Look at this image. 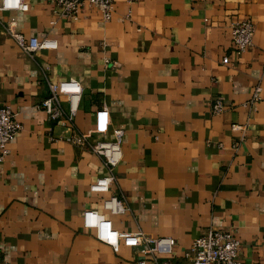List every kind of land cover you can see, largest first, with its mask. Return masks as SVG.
Wrapping results in <instances>:
<instances>
[{
    "label": "crops",
    "instance_id": "obj_1",
    "mask_svg": "<svg viewBox=\"0 0 264 264\" xmlns=\"http://www.w3.org/2000/svg\"><path fill=\"white\" fill-rule=\"evenodd\" d=\"M25 1V12H0V106L21 126L0 162V264H190L183 252L208 229L234 233L242 264H264V0H113L108 22L86 5L53 25L49 2ZM243 19L253 36L237 57L229 25ZM9 24L55 50L27 57ZM67 79L82 89L73 131L89 144L123 132L106 194L88 190L107 175L101 161L40 108L46 82ZM110 195L122 213L102 209ZM82 211L119 233L170 238V253L113 252Z\"/></svg>",
    "mask_w": 264,
    "mask_h": 264
},
{
    "label": "built area",
    "instance_id": "obj_2",
    "mask_svg": "<svg viewBox=\"0 0 264 264\" xmlns=\"http://www.w3.org/2000/svg\"><path fill=\"white\" fill-rule=\"evenodd\" d=\"M52 6L51 15L54 24L56 19L74 21L83 6L97 8L103 22H108L111 18L113 0H45ZM27 11L25 0H0V12ZM56 18V19H55ZM6 34L12 39L15 46L21 53L31 58L32 55L41 50H55L54 40L34 37L25 38L17 33L13 24L5 27ZM253 27L248 19L233 22L229 25V37L233 46L234 56H240L251 46ZM226 57L221 59L222 64H226ZM104 66L114 69L116 63L107 58H103ZM47 97L40 102V108L49 122L56 126L68 129L70 133L63 138L65 143L74 147H84L91 154L96 156L105 169L107 175L96 179L88 187L92 193H108L109 186L114 178L113 168L121 160L120 145L123 132L120 129L112 130V140L97 141L92 144L87 142L88 134L78 133L72 130V120L77 111L78 103L82 93L79 83L73 79L58 82H46ZM260 88H254L249 103L253 104L258 99ZM61 102L67 104V110L63 111ZM225 106L220 100H215L211 105V114H220L225 110ZM21 126L15 121L14 114L8 106H0V162L8 155V145L15 135L20 131ZM102 209L109 214L116 215L123 212L120 202L115 196H107L102 201ZM81 226L93 232L94 239L108 246L116 252L119 244L126 247L142 248L145 252L167 255L173 241L170 238H151L140 232L119 233L113 229L110 221L101 214L94 211H82L80 213ZM239 242L232 231L208 229L205 234L193 239L188 249L183 252V258L190 264H242L238 260ZM143 264V262H137Z\"/></svg>",
    "mask_w": 264,
    "mask_h": 264
}]
</instances>
